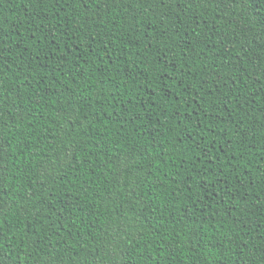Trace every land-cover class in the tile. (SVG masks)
<instances>
[{"label":"trees","instance_id":"1","mask_svg":"<svg viewBox=\"0 0 264 264\" xmlns=\"http://www.w3.org/2000/svg\"><path fill=\"white\" fill-rule=\"evenodd\" d=\"M0 264H264V0H0Z\"/></svg>","mask_w":264,"mask_h":264}]
</instances>
